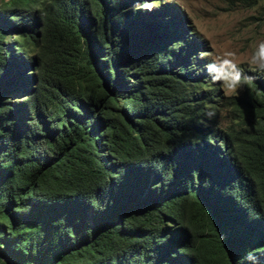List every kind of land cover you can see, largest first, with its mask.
I'll return each mask as SVG.
<instances>
[{"label": "trees", "instance_id": "16d2710c", "mask_svg": "<svg viewBox=\"0 0 264 264\" xmlns=\"http://www.w3.org/2000/svg\"><path fill=\"white\" fill-rule=\"evenodd\" d=\"M149 1L0 0V264H264V72L220 134L206 43Z\"/></svg>", "mask_w": 264, "mask_h": 264}, {"label": "rangeland", "instance_id": "374dc122", "mask_svg": "<svg viewBox=\"0 0 264 264\" xmlns=\"http://www.w3.org/2000/svg\"><path fill=\"white\" fill-rule=\"evenodd\" d=\"M164 2L176 4L175 8L184 16L186 25L189 26L188 33L194 34L206 43L209 60L225 51H232L236 53L237 60L241 61L240 66L244 72L256 70L247 61L257 43L264 40V6L260 0H164ZM214 85L223 97L216 111L217 118L212 125H217L221 134L224 130L234 133L242 127L239 109L244 89H241L238 95L227 96L222 84L214 82Z\"/></svg>", "mask_w": 264, "mask_h": 264}, {"label": "clouds", "instance_id": "9594fccd", "mask_svg": "<svg viewBox=\"0 0 264 264\" xmlns=\"http://www.w3.org/2000/svg\"><path fill=\"white\" fill-rule=\"evenodd\" d=\"M250 65L260 72H264V40L257 43L255 50L251 53L248 61ZM241 61L237 60L236 53L225 51L222 54L210 58L206 70L213 82L222 84L225 95H238L245 87H251L255 77L248 75L240 66ZM205 115L212 118L215 115L213 110H208ZM224 133H228L226 130ZM221 134V133H220Z\"/></svg>", "mask_w": 264, "mask_h": 264}, {"label": "flooded vegetation", "instance_id": "af4514ba", "mask_svg": "<svg viewBox=\"0 0 264 264\" xmlns=\"http://www.w3.org/2000/svg\"><path fill=\"white\" fill-rule=\"evenodd\" d=\"M156 1L160 2V5H164L165 4L164 0H156Z\"/></svg>", "mask_w": 264, "mask_h": 264}]
</instances>
